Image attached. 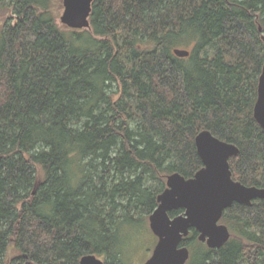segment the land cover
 Returning <instances> with one entry per match:
<instances>
[{"label":"trees","instance_id":"16d2710c","mask_svg":"<svg viewBox=\"0 0 264 264\" xmlns=\"http://www.w3.org/2000/svg\"><path fill=\"white\" fill-rule=\"evenodd\" d=\"M56 5L0 0V264H127L168 176L203 167L205 130L240 149L235 180L264 188V0H94L84 30ZM222 222L228 243L188 264H264V200Z\"/></svg>","mask_w":264,"mask_h":264},{"label":"water","instance_id":"95a60500","mask_svg":"<svg viewBox=\"0 0 264 264\" xmlns=\"http://www.w3.org/2000/svg\"><path fill=\"white\" fill-rule=\"evenodd\" d=\"M93 2L63 0L61 24L71 30L90 29ZM174 54L178 58L190 56L188 50L178 48ZM254 118L264 130V66ZM195 143L203 167L190 179L179 173L168 176L167 188L158 196V206L149 217L150 229L158 241L144 264H187L191 252L183 241L192 230L209 249L222 248L232 236L229 227L221 222L224 213L234 204L251 206L256 200H264L263 187L247 186L233 178L230 160L239 156L238 146L220 140L208 130L200 132ZM177 211L183 212L171 217L170 213ZM80 264L105 262L95 254H88L80 259Z\"/></svg>","mask_w":264,"mask_h":264},{"label":"rangeland","instance_id":"374dc122","mask_svg":"<svg viewBox=\"0 0 264 264\" xmlns=\"http://www.w3.org/2000/svg\"><path fill=\"white\" fill-rule=\"evenodd\" d=\"M62 7H59V5H56V14H57V20L59 24L64 27L61 24V16L63 14L64 8H63V0H61ZM8 17V16H6ZM5 16H3L0 13V29L4 25L5 22ZM41 176H39L38 182L40 183ZM150 216H146L143 218V223L139 226H135L131 228L128 231V236L126 240H123V249L122 251L124 252V258L127 264H144L151 256L153 253V250L157 244V237L153 234V232L150 229V221H149ZM222 222V221H221ZM223 223V222H222ZM224 224V223H223ZM226 225V224H225ZM197 247H206L207 245L204 243H196L192 246L188 245V248L190 249L191 252V257L193 250L196 249ZM200 256L196 255V260H199ZM103 259V258H101ZM104 260V259H103ZM191 261V262H189ZM189 263H192V260H189ZM194 262V261H193ZM188 264V263H187Z\"/></svg>","mask_w":264,"mask_h":264}]
</instances>
